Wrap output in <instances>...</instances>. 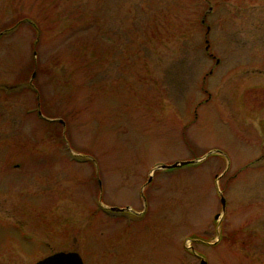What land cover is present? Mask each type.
Returning <instances> with one entry per match:
<instances>
[{
    "label": "rangeland",
    "instance_id": "rangeland-1",
    "mask_svg": "<svg viewBox=\"0 0 264 264\" xmlns=\"http://www.w3.org/2000/svg\"><path fill=\"white\" fill-rule=\"evenodd\" d=\"M2 85L0 180L54 250L264 264V0H0Z\"/></svg>",
    "mask_w": 264,
    "mask_h": 264
},
{
    "label": "flooded vegetation",
    "instance_id": "flooded-vegetation-1",
    "mask_svg": "<svg viewBox=\"0 0 264 264\" xmlns=\"http://www.w3.org/2000/svg\"><path fill=\"white\" fill-rule=\"evenodd\" d=\"M3 87L4 85L0 86V89ZM2 131L4 132L3 128L0 129V137ZM16 170L17 168L14 171ZM17 178V176H13L6 180L3 177L0 180V264H28V261L31 260L34 261L33 264H37L58 253L76 254L84 264V253L81 250L53 249L52 232L54 227L52 217L50 218L48 213L52 210L51 208L36 210V213H45V224L35 227L32 225V219L22 218L21 186L18 182L20 179ZM37 230L39 231L37 232ZM39 235L46 236V243L39 241L42 240L39 239Z\"/></svg>",
    "mask_w": 264,
    "mask_h": 264
},
{
    "label": "water",
    "instance_id": "water-1",
    "mask_svg": "<svg viewBox=\"0 0 264 264\" xmlns=\"http://www.w3.org/2000/svg\"><path fill=\"white\" fill-rule=\"evenodd\" d=\"M186 164V162H180V163H175L172 165V167H176L179 165H184ZM221 203H222V207H224V199L223 197H221L220 199ZM112 210H119L117 208H112ZM218 217V215L216 216V218ZM37 264H82L80 258L73 253H58L55 254ZM201 264H205L204 261H202Z\"/></svg>",
    "mask_w": 264,
    "mask_h": 264
}]
</instances>
